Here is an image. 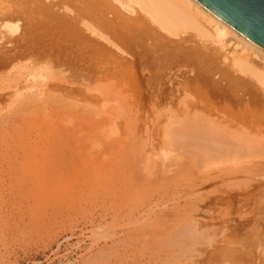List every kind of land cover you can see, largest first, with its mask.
I'll return each instance as SVG.
<instances>
[{
	"label": "bare ground",
	"instance_id": "obj_1",
	"mask_svg": "<svg viewBox=\"0 0 264 264\" xmlns=\"http://www.w3.org/2000/svg\"><path fill=\"white\" fill-rule=\"evenodd\" d=\"M64 1L66 0H50L49 6H44V3L40 0H17V3L13 5L3 1L0 3V74L2 67L9 65H19L20 69L24 71L20 73L19 77L12 79L15 83V86L13 85L14 89L8 83L6 87L10 92L6 90L7 88H4L8 92L7 94L0 92V116H5L3 119L0 118V126H2V128L0 127L2 130H0V140L15 137L13 138L15 140L12 139V144H8L7 147L12 150L11 155L15 161L16 158L20 159L22 156L20 165L26 173H22L19 179L29 181L39 189H41L39 187L41 183L45 192L50 195V206L56 213H74L82 210V202L89 199L90 206L93 208L91 211H95V214L98 212L99 216H102V212L108 211L107 208H109L111 202L112 204L113 202L116 203V209L119 211L117 214L120 216L117 215L115 218L117 217L118 220L119 217L124 220L123 217L130 218V216L139 212L137 205L130 203L132 190L137 188L142 191L144 186H148L153 182L156 184L155 187L158 188L155 190L158 193L152 190L157 193L154 199L163 200L166 195L179 192V189L183 188L178 189L179 183L175 180L183 174L184 176L187 175L186 170L189 173L190 169V174L195 175V182L192 183L190 188H193L188 194L192 195V200L197 201L196 206L210 208L211 204L217 205L223 202L225 206L226 200L237 198L236 192H229L231 195L222 193L213 198L208 194L210 195L209 199H205L203 196H207V194H204L205 188L211 185H221L227 179L238 178L240 175L245 174L241 173L247 169L245 162L243 163L245 167L242 168V164L239 161L236 163L235 159L244 150L250 151L249 148L260 142V139L255 136L248 138V134L241 138L240 134L244 133L242 124L246 126L247 123L245 125V120L242 121L244 123H241L240 116H251V108L248 105L250 106L252 102L249 101V98L254 100L253 97L255 96L252 88L255 87L256 82L264 84V49L232 30L195 0H112L117 7L111 4L109 0H71L74 2V9L65 5ZM56 7L61 11L64 10L68 15L73 14L70 18L75 22L71 23L55 16L52 8ZM122 10L130 15L141 16L129 17ZM45 19L49 21L56 20L58 25L49 26L48 23L44 22ZM19 20L26 22L31 30L34 28V31H32L35 34L30 35L25 32V29H23L25 26L21 27ZM147 22L156 26L158 32L167 39V42L173 44L181 43L180 32L183 35L188 29L202 36L214 38L213 43L199 42L200 49L209 53L208 67L197 70L190 63V67H183L178 63L167 62L165 58L159 55H155L149 63H146L144 61L147 57L146 45L132 35L134 31L132 27L139 25L138 30H136L137 33L142 35L145 34L144 28ZM150 29L151 31L155 30L153 27ZM47 31L58 32L64 37L65 44L53 41L57 37L52 38V35L50 37L46 34ZM28 35L36 38L38 44H33L34 38L29 39ZM192 35L187 34L188 37H192ZM227 35L231 37L236 45L232 52L227 49V41H223V38ZM140 39L148 41V38L142 36H140ZM149 43L152 47H156L153 42ZM45 44L46 46H44ZM130 44L133 45L134 54L131 51L127 52L124 48ZM8 45H11L13 49H4ZM42 46L44 48L38 50ZM237 46L241 48L235 51ZM61 63H67L69 67L83 71L89 78L94 76V70L101 72L105 66L108 69L123 70L122 78H119L118 73L115 72V78L118 79L117 84L120 87H124L125 84L129 85L130 89L141 93L154 106L156 111L164 106L167 109L164 113L166 117L170 116L171 118L173 116L171 118L173 119L177 116L179 118L175 119L177 121L175 128L171 127L173 128L172 131H170V128V132L166 134L168 138L165 143L173 148L178 147L179 149L174 148L175 151H181L185 157L187 156L185 153L189 156L184 158L181 153L178 155L177 152V154L172 155L174 149L166 147V144L163 145V149H158L157 143L160 142V139L155 138L153 136L155 133L149 131L147 118H139L140 121L142 120V125L141 129L136 131V133H140L142 142L139 140V144L138 141L134 143L132 141L133 136L130 141L124 135H128V133L119 129L117 123L111 122L108 117L102 115L101 109L96 108L97 104L94 99L87 100L90 96L86 95L88 87L87 83L82 80L83 78L77 79L76 76L65 74L68 69L63 67ZM104 70L101 76H107H102L103 78L112 76V70L109 72L106 69ZM247 74L250 75L254 83L252 81V84L248 82ZM37 82L42 83L40 87L33 85ZM6 95L8 98L4 97ZM245 96H248L249 100ZM5 98L9 99V102ZM69 99L73 101H69ZM178 116H182V118L180 119ZM169 120L167 119L166 125L171 121ZM136 122L134 121V123ZM162 122L164 124V121ZM132 123L131 126L134 124ZM250 126L253 125L250 124ZM161 127L163 126L161 125ZM143 135L146 137L145 141H143ZM1 137L3 138L1 139ZM136 139L138 140V138ZM159 147H161L160 144ZM17 148L21 150L19 157L14 154ZM2 152L4 151L2 150ZM2 157L0 156V158ZM172 158L175 161L172 160V163H166ZM179 158L180 160H178ZM232 159L236 163L234 165H238L241 169L236 166L234 168V165H227L231 163ZM10 161L12 162L11 159ZM15 161L12 164V170L14 169L13 165H16ZM257 164L262 165L260 161ZM224 165H227L228 168L227 166L223 167ZM216 166L222 167L217 170L212 168V171L211 167L216 168ZM250 166H252L251 163ZM250 166L248 167L250 168ZM11 174L13 173L11 172ZM222 192H225V190ZM129 193L131 194L128 195ZM117 197L120 201L117 200ZM178 200H183V198ZM152 204L155 205V203ZM216 205L215 209L210 210H216ZM147 207V212H151L149 206ZM183 210L186 211V209ZM55 212H52V215ZM184 213H182V216H184ZM137 214L139 215V213ZM207 215L209 216V214ZM93 216H95L94 213ZM138 219H135V222H138ZM186 219L185 217V221ZM194 219L189 217L190 222L193 220L194 224L192 223L189 229L184 230L183 227L182 229L185 231L186 236L188 235L190 238H193V236L198 237V241L190 242L187 238L182 239L181 237L179 240V235L175 233L174 235L177 237H174V239L179 240H174L175 242H180L181 245L188 242L191 244L200 242L199 240L202 238H200L198 228L200 225H208L210 219H207V221H202L199 218L200 221L198 219L194 221ZM144 223L147 225L145 221ZM178 224L176 225L178 226ZM157 225H152L151 229L153 231H155L154 229H161V224L158 225L160 227ZM141 229L143 230V228ZM127 231L129 232V230ZM127 231H124V233ZM216 231L214 230V232ZM161 232L159 234L163 236V231L161 230ZM150 233L148 234L150 235ZM226 233L225 231V234L216 239H211L212 234L209 236L208 232L207 234L205 232L206 235L201 233V236L208 237L201 240L205 241L201 243L204 244L202 250H198V247L193 248L196 253L199 252L197 259H193V264H256L254 254L248 251L249 248L255 247L252 246L254 244H251V242L256 241L255 236L246 237L248 245L243 247L236 246V242L242 243V238L237 237V233ZM148 234H146L147 237ZM167 234H170V231ZM174 235H172V238ZM216 235L218 234L213 236ZM143 238L146 239V236L141 239ZM156 238L153 240L152 237V241L155 242ZM164 239L160 240L163 242ZM161 241H159V244L162 243ZM154 242H151V244L153 245ZM163 244L166 245V243ZM145 246H141L144 252V248H147L148 244H145ZM172 246H174L175 252H179V244L176 246L173 243ZM184 246V248H181L187 250L185 249L186 245ZM154 251L152 252L151 249L152 254L158 252ZM166 254L170 255L168 252ZM169 255L166 257L167 260L170 257ZM156 260L158 259H155L154 262ZM102 262L104 263V261ZM179 263L183 264V261ZM125 264L128 263L125 261Z\"/></svg>",
	"mask_w": 264,
	"mask_h": 264
},
{
	"label": "rangeland",
	"instance_id": "obj_2",
	"mask_svg": "<svg viewBox=\"0 0 264 264\" xmlns=\"http://www.w3.org/2000/svg\"><path fill=\"white\" fill-rule=\"evenodd\" d=\"M2 1L7 2V3L9 2L10 5L17 3V0H0V3H2ZM40 1H42V3H44V6L50 5V0H40ZM55 1H58V0H55ZM109 2L111 4H113L114 6H116V4L112 0H109ZM64 3H65V5L70 7L71 9H74V7H73L74 2L73 1L66 0V1H64ZM52 10H53L52 12L55 14V16L62 18V20L65 19V21H70L71 23L75 22L73 19L70 18L71 16H73V14L68 15L64 12V10L61 11L57 7L52 8ZM122 12L129 17H140L141 16V15H130L123 10H122ZM15 17H17V15H15ZM108 17H109V15H108ZM44 22L48 23L49 26L58 25L56 20L49 21L48 19H45ZM19 24L21 25V27L25 26V28H23V29H25V32L29 33L30 35L35 34V32H33L34 28L32 29L33 30L32 31L30 29L29 25L26 22H24L23 20H19ZM138 26H133L132 29H134V31H135L137 28H139ZM79 27H80V25H79ZM151 27H153V29H155V30L151 31V29H150ZM144 29H145V31H144L145 34L140 35V33H137V30H138L137 29L136 32L133 31L132 35L136 36L139 40H141V42H143V44L146 45L145 49L147 52V57H145V59H144V61L146 63H149L154 58L155 55H159V56H162L163 58H165V60H167V62L178 63V65L183 66V67H190L189 63L191 66H195L194 68H196L197 70H203V69H206L208 67V62H209L208 54L209 53H206L200 49L201 45H199L200 44L199 42L206 41V42L213 43L215 40L214 38H208L206 36H202L201 34H198L195 31L188 29L186 31V33H183V35H182V32H180L181 43L173 44V43L167 42V39L164 38L158 32L156 26H153L151 23L147 22L145 24ZM21 31L23 32V30H21ZM46 34L49 35L50 37L52 35V38L57 37V39H53V41H57V43L59 42L61 44H65L64 43V37H62V35H60L58 32L47 31ZM53 34H55V35H53ZM187 34H193V35H192V37H188ZM30 35H28V38L33 39L34 37H31ZM140 36L145 37L146 39L148 38V41L153 42V44H155L156 47L154 48L151 46V44L148 41L140 39ZM52 38H50V39H52ZM189 38L191 40H188ZM224 40L227 41L226 45H228L227 46L228 51L229 52L234 51L233 49L236 45L234 44V41L231 39V37L229 35H227L225 38H223V41ZM32 43L35 45L38 44L37 39L34 38V41H32ZM44 46H46V44ZM43 48H44L43 46L39 47L38 50H41ZM124 48L127 52H130V51L133 52V50H132L133 45L132 44L125 46ZM240 48H241L240 46H237L235 51L240 50ZM4 49L11 50V49H13V47L11 45H8V46L4 47ZM133 54H134V52H133ZM118 57L120 58L121 56H118ZM61 65L63 67H66V69H68L67 73H65V74L76 76L77 79L83 78L82 80L85 83H87V87H88L87 91H86L87 92L86 95L90 96L89 98H87V100L88 99H91V100L94 99L96 101L95 103L97 104L96 108L99 107L101 109L102 115L105 117H108V120H110L111 122L117 123L119 129L128 133V135L124 134L126 138L132 139L134 137L132 140V141H134V143H136L137 141H138L137 142L138 144L140 143V141L142 142V138H140V133L139 132L136 133V131L137 130L139 131L141 129V125H142V120L140 121L139 118H147L146 122L148 124L149 131H151V133L152 132L155 133V134H153V136L155 138L160 139V142L157 143L158 149L159 148L163 149L165 144H166V147H169L170 149L178 148L176 146L174 148L171 145L169 146V144L165 143V141H167V138H168V136L166 134L168 132L172 131V129H173L171 127L175 128V126L177 125V121H175V119H179V118H177V116H175V118H173V119H171L173 116H171V118H170V116L166 117L164 113L167 111V109H165L164 106L158 108L157 110H159V111H156L154 109V106L149 101H147L146 98L141 93H137L134 89H130L129 85L125 84L124 87H120L119 84H117L118 79L115 78L116 77L115 72L118 73L119 78H122L123 77V75H122L123 70L115 69V68L108 69L105 66V67H103V71H101V72H99V70L96 71L93 69L95 77L93 76L92 78H89V76H87L83 71H79L77 69L69 67L67 65V63H61ZM104 69L108 70V72L112 70L111 71L112 76H110V77L108 76V77L103 78L102 76H107V75L101 76V74L104 73V71H105ZM1 71L2 72L0 74V92L1 93L5 92V94H7L10 91L8 90V87H6V84L8 86V83H9L10 86L11 85L13 86L15 83H13L12 79L19 77L20 73H22L24 71L22 69H20L19 65L4 66V67H2ZM246 77L248 78L247 79L248 82L250 84H252L251 81L253 82V79L250 78V75L247 74ZM41 84L42 83L37 82V83H34L33 85H35L36 87H40ZM14 86L11 88L14 89ZM4 88L5 89L7 88L6 90L8 92H6ZM12 89H10V90H12ZM252 92L255 93V96L253 97L254 100L252 98H249L250 99L249 100L248 96H245V98L247 100L252 101V102L254 101V103L251 102L252 106L250 103H248V104H250V106L248 105V107L251 108V112H252L251 116H248L249 118L247 116H240V122L244 123L242 121L245 120V125L247 123L246 126H244V124H242V127H243L242 131H244V133H242V131H241L242 134H240V135H241V138L245 137L246 134L249 135L248 138H250V136L251 137L255 136V137L260 139L259 140L260 142L254 144L251 148H249L250 151L244 150V152L241 153V155L238 158H236V159L234 158L236 163L239 161V163L242 164V168H244L245 165L247 166L246 167L247 169L245 170V172H241L242 174L243 173H245V174L240 175L238 178L227 179L226 182L224 181V183H222L223 186H222V184L221 185H219V184L218 185H211V186L205 188L206 190H204V192H205L204 194H207V196H205V197L203 196V198H205V199L208 198L210 195H211L210 197L213 198V197H216L222 193H224V194L228 193V195H231V193H229V192H236L238 197L233 199V200L232 199L226 200L225 206H224V202L222 204L219 203L220 206H219V204H217V205L211 204V206L209 205L210 208H208V207L205 208V206L198 207L195 205V203L197 201L192 200V198H191L192 195L188 194V193H190V190L193 188V187L190 188L192 186V183L195 182V175L190 174L191 173L190 172L191 169H190L188 171L189 173H187V170H186L187 175L184 176V174H183L181 176L182 178L180 177L179 179L177 178L175 180L179 183V185L177 186L178 189L180 187H183V188H180L179 192H175L174 193L175 195L174 194H169L170 196L166 195L163 198V200L154 199V198H156L157 193H158L155 190H157L158 188L155 187L156 184H154L153 182H152V184H154V185H152L150 183V185L144 186L142 191H141V189L138 190L137 188L132 190V195L130 198L131 200L130 199L129 200H130V203L137 205L136 207H138V210H139V212H137V213H139V215L136 213V214L130 216L131 219L128 217L127 218L123 217L124 220H121L122 217L121 218L119 217V220L117 217L115 218V216L118 215L117 212H119V211H118V209H116L117 204L116 203L114 204V202H113V204H112V202L109 204L110 206H109V208H107L108 211H106L105 213L102 212V216H99L98 212L95 214V211H93V212L91 211L93 208L90 206V202H89L90 200L89 199H85V201L82 202V204H81L82 210L76 211L74 213L73 212H71V213H67V212L56 213L55 211H53L54 209H52V207L50 206V201H49L50 195H48V193L45 192L44 186H42L41 183L39 185V187H41V189H39L37 186H34L29 181H23V180L19 179V177L21 176L22 173H26L23 171V169L21 168V165H20V161L22 159V156L20 159L16 158V161H15V159L11 155L12 150L7 147L8 144H12V139L15 137H11V138L9 137L11 140L8 137L7 138L1 137V139L3 138V140H0V142H1L0 156L1 157L3 156V157L0 158V160H1L0 161V163H1L0 164V264H98V263L99 264H118V263L119 264H125V261L128 264L129 263L130 264H137V263L138 264H149V263L150 264H152V263L153 264H159V263H161V260H162L161 264H166V263L169 264L170 262H171L170 264H172L173 262H174L173 264H176V263L181 264L179 262H182V261H183V264H187V262H188V264H191V263L193 264V259H197V255L199 253L198 251L196 253L193 248L198 247L197 248L198 250L199 249L202 250L204 248V244H201V243H203L205 241H201V240H203L205 236H201V233L203 235V234H205V232H206V234L208 232L209 236L212 234L210 237L211 239H216L217 237H219V236L221 237L223 234H225V231L229 234L232 232L237 233L236 236L242 238L241 239L242 243L236 242L237 243L236 246H243V247L245 245H248L246 237L254 235L256 241L251 242V244H254L252 246H255V247L249 248L248 251L254 254L255 259H256V261H255L256 264H264V176H262V175H264V84L256 82L255 87L252 88ZM4 97L8 98L7 95ZM6 100H7V102H9V99H6ZM69 101H73V100L69 99ZM4 112H5V110H4ZM2 113H3V111H2ZM99 116H101V115H99ZM258 116H261V117H258ZM1 117L3 119L5 116L4 117L0 116V118ZM178 117H180V116H178ZM181 118H182V116L180 117V119ZM137 119H138V121L136 122ZM167 119L171 120V121L169 120L170 122L168 121L169 122L168 125H166ZM249 119H251V120H249ZM247 120L250 121L251 123L248 122ZM134 121L136 123H134ZM162 121H164V124H162L163 123ZM252 122H253V124H252ZM131 123L133 124V126H131ZM139 123H140V125H138ZM249 123L253 126H250ZM248 124H249V126H248ZM161 125L163 127H161ZM0 127L2 128V126H0ZM240 127H241V125H240ZM170 128H171V130H170ZM131 129H133V130H131ZM162 129H164L165 131H163ZM134 130H135V132H134ZM240 130H241V128H240ZM3 131H5V130H3ZM158 131H159V134H158ZM129 132H130V134H129ZM6 133H7V131H6ZM157 134H158V136L156 137ZM134 135H136V136H134ZM0 136H1V134H0ZM143 137H144L143 141H145L144 139L146 137L144 135H143ZM136 138H138V140ZM131 139H130V141H131ZM135 139H136V141H135ZM13 140H15V139H13ZM159 144L161 147H159ZM4 147H5V149H3ZM1 149L4 152H2ZM17 149L14 151L15 152L14 154H16L17 156L21 155V150L18 149L19 150L18 151ZM175 149H174V152L171 153L172 155L177 154V153H178V155H179V153L182 154L181 151L180 152L177 150L175 151ZM5 150H6V152H5ZM183 153H185V152H183ZM185 154L187 155L186 157H185V155H183V154L182 155L184 158H187L189 155L187 153H185ZM9 156H11V157L9 158ZM174 158H172L170 161H166V163H168V162L172 163V160H174ZM10 159L12 160V162L10 161ZM178 160H180V158ZM14 161H15L16 165H13L14 169L12 170V164H14L13 163ZM174 161H173V163H175ZM259 161L262 163V165L257 164ZM231 163H233V164H231ZM231 163H228L227 165L232 166V165L236 164V163H234L233 159H232ZM243 163L245 164L244 166H243ZM250 163L252 164V166H250ZM226 166L224 165L223 167H226ZM228 166H227V168H228ZM235 166L238 167V165H234L233 167L235 168ZM248 166H250V168ZM214 167H211V170H212V168H213V170H217V169L221 168L222 166H219V167L216 166V168H214ZM239 168L241 169V167H238V169ZM254 168H255V170H254ZM8 169H9V172H8ZM252 169H253V171H252ZM29 171H27V172L29 173ZM11 172L13 174H11ZM246 173H249V174L246 175ZM3 174H5V175H3ZM6 178H8V179H6ZM12 180H14V181H12ZM143 180H144V176H143ZM183 180H185L186 182ZM181 181H183V182H181ZM185 184L187 185V187ZM250 186H251V188H250ZM147 187H148V189H147ZM188 188H190V189H188ZM226 189H228V190H226ZM152 190L157 192V193L153 192ZM184 190H186V191H184ZM224 190H225V192H222ZM183 191H184V193H183ZM206 191H209V192H206ZM140 192H142V193L140 194ZM130 194L131 193H129L128 195H130ZM208 194H210V195H208ZM184 196H186V198H184ZM182 198H183V200H180V201L178 200V199H182ZM193 198H194V196H193ZM205 199H203V200H205ZM117 200H119L118 197H117ZM126 201H128V199H126ZM177 201H178V203H177ZM193 201H194V203H193ZM187 202H189V203L191 202L190 203L191 205ZM152 203H155V205L157 204V206H155V205L153 206ZM111 204H112V206H111ZM176 204H177V206H176ZM215 205L217 206L216 207L217 209L216 210H210V209H215L214 208ZM147 206H149V211H151V212H147L148 211ZM153 207H155V208L153 209ZM156 207H159V208H156ZM173 208H175V209H173ZM192 208H194V209L191 210ZM202 208H203V210H201ZM152 209L156 213H154L152 211ZM183 209H186V211ZM196 209H198V210H196ZM143 210H144V213H143ZM140 211H141V213H140ZM211 211H213V212H211ZM52 212H55V213H53V215H52ZM100 212H101V210L99 211V214H100ZM177 212L178 213L180 212V213L178 214ZM181 212L182 213L185 212L184 216H182L183 214ZM193 212L194 213L196 212V213L194 214ZM93 213L95 216H93ZM220 213H221V215H220ZM226 213H227V215H226ZM207 214H209V216ZM121 215H123V214H121ZM118 216H120V215H118ZM55 217H56V219H54ZM185 217L187 218L186 221L188 220V222L185 221ZM189 217H190V219L195 218L194 221H197L196 219H198V218L202 221H207V219L208 220L210 219V220L208 221L209 224L206 225L207 227L203 226V225L202 226L200 225L201 227L199 226L200 229L198 228V231H199L200 238H202V239L199 240L200 242H198V244L197 243L191 244L188 242L189 244L183 243L181 245L180 242H177L181 238L182 239L187 238V240H189L190 242H197L198 241V237L196 238L195 236H193V238H190L188 235L186 236L185 231H183V229L184 230L189 229L192 226V223L194 224L193 220H192V222H190ZM97 218H98V220H97ZM135 219H138V222H135ZM181 219H184V220L182 221ZM199 219H198V221H200ZM204 219H206V220H204ZM178 220H181V221H178ZM128 221L130 223V226H129ZM144 221L147 223V225L144 223ZM55 222H56V224H55ZM133 222H135L136 224ZM139 222H140V224H139ZM169 222H170V224H169ZM178 222H179V224H178ZM159 223L161 224L160 226H162L161 229L160 228L157 230L154 229L155 231H153V229H151V226L154 224L159 225ZM176 224H178V226ZM180 225H184L185 227L184 226L180 227ZM133 226H135V227H133ZM145 226H146V228H145ZM160 226H158V227H160ZM105 227H106V229H105ZM147 227L149 230L147 229ZM182 227H183V229H182ZM141 228H143V230ZM139 229L142 231H140ZM167 229H169V230H167ZM173 229H174V231H173ZM36 230H39V231H36ZM127 230H129V232L130 231L131 232L129 233ZM159 230H160V232H161V230L163 231V236L165 239L163 238V236H161L162 232H161V235L159 234L160 233ZM165 230H167V231L165 232ZM171 230H172V232H171ZM181 230H182V232H181ZM214 230L215 231L217 230L218 233H216L217 231L214 232ZM124 231H127V232L124 233ZM169 231H170V234H172V235H174L175 233H176V235H179V237H178L179 240L176 238L174 239V237H177L176 235H174L172 238V235L167 234ZM210 231H212V232H210ZM138 232H140V233H138ZM142 232H143V234H142ZM150 232H152V233H150ZM154 232H156V233H154ZM148 233H150V235ZM146 234H148L149 236L147 237ZM214 234H218V235L213 236ZM145 236H146V239L145 238L141 239L142 237H145ZM157 236H159V237H157ZM152 237H153V240H155V238L157 237L156 238L157 240L160 238L161 240L164 239V241L162 242L159 239L158 242H156L157 240L154 242V241H152ZM206 237H208V236H206ZM120 238H121V240H120ZM171 238H172L173 242H172ZM134 239L137 241L135 242ZM168 239H169V241H168ZM194 239H196V240H194ZM174 240H177V241L175 242ZM159 241H161L162 243L159 244ZM144 242L146 245L148 244V246H147L148 250H147V248H144L145 252L143 251V248H142V247H146ZM151 242L155 243V244L153 243L154 246L151 244ZM163 243H166V245H164ZM173 243L176 246H178V244H179V247H180L179 252H177V251L175 252V248H174V246H172ZM158 244L160 245L159 248H158V246H159ZM187 244H188L189 248L187 247ZM149 245H150V247H149ZM163 245H164V249H163ZM184 245H186L185 249H187L189 251L182 249L185 247ZM151 246H152V248H151ZM156 246L158 249L155 248ZM165 247H166V249H165ZM150 248L152 249V252L155 249L156 250L154 252H157V251L158 252L152 254ZM170 248H173V249H170ZM99 249H101V250H99ZM149 250H150V252H149ZM166 250H168V251H166ZM183 251L185 254L183 253ZM139 252L142 254H140ZM167 252L170 253V255L166 254ZM176 253H177V255H175ZM156 254H157V256H156ZM100 255H101V257H100ZM168 255L170 257L167 260L166 257H168ZM146 256H148V257H146ZM172 257H173V259H172ZM105 258L107 259L106 261H105ZM155 259H158V260H156L154 262ZM164 259H166L167 262ZM177 259H179L180 261H178ZM173 260H175V261H173ZM184 260H185V262H184ZM94 261H96V262H94ZM101 261H104V263L103 262L101 263Z\"/></svg>",
	"mask_w": 264,
	"mask_h": 264
},
{
	"label": "water",
	"instance_id": "obj_3",
	"mask_svg": "<svg viewBox=\"0 0 264 264\" xmlns=\"http://www.w3.org/2000/svg\"><path fill=\"white\" fill-rule=\"evenodd\" d=\"M232 30L264 49V0H195Z\"/></svg>",
	"mask_w": 264,
	"mask_h": 264
}]
</instances>
